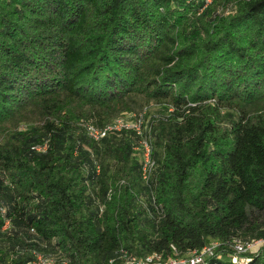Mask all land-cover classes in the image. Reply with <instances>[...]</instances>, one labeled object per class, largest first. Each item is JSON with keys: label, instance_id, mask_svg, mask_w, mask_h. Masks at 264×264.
I'll return each instance as SVG.
<instances>
[{"label": "trees", "instance_id": "obj_1", "mask_svg": "<svg viewBox=\"0 0 264 264\" xmlns=\"http://www.w3.org/2000/svg\"><path fill=\"white\" fill-rule=\"evenodd\" d=\"M206 1L0 0V264H264V0ZM152 104L145 183L133 131H86Z\"/></svg>", "mask_w": 264, "mask_h": 264}, {"label": "built area", "instance_id": "obj_2", "mask_svg": "<svg viewBox=\"0 0 264 264\" xmlns=\"http://www.w3.org/2000/svg\"><path fill=\"white\" fill-rule=\"evenodd\" d=\"M210 1V0H207ZM206 1V2H207ZM132 117H128L131 119ZM126 119V118H124ZM118 119L113 125L107 127L105 130L98 131L95 130L91 126H87V135L89 138L94 141H98L101 138H104L108 131L121 132V131H133L139 137V147L141 151V180L143 182H148L151 178V174L153 171V159L151 157L152 148L151 141L149 140V136L143 133V130L146 129V125L142 124L140 121H136L135 118H132L131 121ZM139 120V119H138ZM147 130V129H146ZM41 148H36V150H40ZM98 172V169H97ZM99 204V203H98ZM97 204V205H98ZM99 212H102V206H99ZM9 222L6 221L3 230L8 227ZM263 244L262 241L249 242L246 244L240 243L239 241L233 242V248L236 252L235 256L232 257V262H237L236 256H242L246 253L252 252L254 249H258ZM218 247V243L212 242L205 247H203L200 251H192L187 253L184 256H179L174 247L170 246V256L164 258L162 254L153 253L147 255L145 257H136L128 254L127 252L120 251L119 258L122 264H204L205 260L211 258L214 255L215 250ZM113 261H109V264H112ZM240 264L246 263V260H239ZM29 264H54V262L50 258L43 257L41 255H35L34 259Z\"/></svg>", "mask_w": 264, "mask_h": 264}, {"label": "rangeland", "instance_id": "obj_3", "mask_svg": "<svg viewBox=\"0 0 264 264\" xmlns=\"http://www.w3.org/2000/svg\"><path fill=\"white\" fill-rule=\"evenodd\" d=\"M210 2H211V0L207 1V3H210ZM214 8L218 13L222 14L223 17H227V16L233 14L235 11L234 5H232V4L231 5L229 4V6L223 10L221 8H218L217 6H214ZM158 112H160L159 108L157 106H155L154 104H152L151 106H148L144 111H142L140 113L134 112L133 114H131V115L128 114L127 116L135 118L136 121H140L145 126V125H147V123H149V121L152 117L158 116V114H159ZM128 117L126 119L131 121L132 118L128 119ZM126 119H124V120H126ZM256 250L254 249L252 251V253L256 252Z\"/></svg>", "mask_w": 264, "mask_h": 264}]
</instances>
